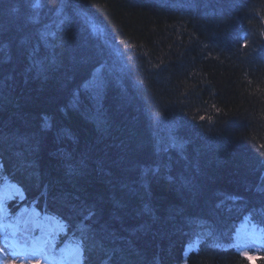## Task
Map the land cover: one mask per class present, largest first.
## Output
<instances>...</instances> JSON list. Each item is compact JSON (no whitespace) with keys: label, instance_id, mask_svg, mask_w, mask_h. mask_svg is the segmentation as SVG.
<instances>
[{"label":"trees","instance_id":"1","mask_svg":"<svg viewBox=\"0 0 264 264\" xmlns=\"http://www.w3.org/2000/svg\"><path fill=\"white\" fill-rule=\"evenodd\" d=\"M0 158L88 264H252L264 0H0Z\"/></svg>","mask_w":264,"mask_h":264},{"label":"bare ground","instance_id":"2","mask_svg":"<svg viewBox=\"0 0 264 264\" xmlns=\"http://www.w3.org/2000/svg\"><path fill=\"white\" fill-rule=\"evenodd\" d=\"M82 83H81V85H82ZM155 158H156V160H155L156 163H159V161H162V162L164 161V160H162L164 157L163 156H160V154L159 155H156ZM167 158H168V154H167V157L165 156V160ZM183 160H187V158L183 157ZM165 163H166V161H165ZM6 174L8 176V179H9V182L10 183L17 184L18 186H20L23 189V191H24V193L26 195V199H27L29 197L28 194L30 193L29 190H28V187L27 186L24 187V185L21 182H18L17 179H14L12 176H10V172L6 171ZM144 176H145V174H144ZM4 188H5V191H4V193H5L7 191V189H8V187H4ZM44 189H45V192H48V190H49L48 187L46 186V184H45ZM4 193H2V194H4ZM44 202L46 204V207L44 205ZM48 203L49 202L47 201V195L42 192V194L39 196V198L35 200L34 205L31 206L29 209H26V210L29 211V212H35L38 215H40L43 210H46V209H47L46 211L49 210L48 209L49 207H47V204ZM55 214H56V220H57V223L58 224L66 221L65 218H63L61 214H57V213H55ZM18 221H19L20 224H23V221L21 219H18ZM204 223L205 222H203V219H199L197 221V223H195L196 226L194 225L195 227L192 228L191 233L187 236L185 242L186 241H189L191 239V237L201 234L202 232H200V231L203 230V229H205V228H207L206 227V224H204ZM208 226H211V225L208 224ZM244 237L249 238L250 235L245 234ZM238 238L239 239H237V242H239L240 244H242L243 241H242V239H240L242 237H238ZM251 243L252 242H250L249 244H251ZM103 258L104 257L100 258L99 260H103Z\"/></svg>","mask_w":264,"mask_h":264},{"label":"rangeland","instance_id":"3","mask_svg":"<svg viewBox=\"0 0 264 264\" xmlns=\"http://www.w3.org/2000/svg\"><path fill=\"white\" fill-rule=\"evenodd\" d=\"M14 226V224H11V223H9V222H7L6 223V229H7V234H11V232H10V227H13ZM18 231H19V234H20V237L19 238H23V240H24V242H22V244H23V247L24 248H26L27 249V247L25 246V244H26V242H28V241H26V239H27V236H26V233H24V231H20L19 230V228H18ZM0 233H4V232H2V230H0ZM216 243V241L213 239V240H208L207 241V246H214V244ZM224 244V243H223ZM223 244H220V245H223ZM32 245V244H31ZM188 249H192V247H188ZM245 251V253L247 254L248 252H247V250L245 249L244 250ZM8 256H10V253L7 251V249L6 248H4L3 246L1 247L0 246V257L6 262V263H8L9 264V262H8V259H7V257ZM11 257V256H10ZM12 258V257H11ZM251 258H252V256H251ZM250 258V260L252 261V264H256V261L254 260L255 258H256V256H254L253 257V259H251Z\"/></svg>","mask_w":264,"mask_h":264}]
</instances>
